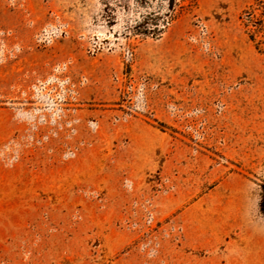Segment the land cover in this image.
Wrapping results in <instances>:
<instances>
[{"label": "rangeland", "instance_id": "rangeland-1", "mask_svg": "<svg viewBox=\"0 0 264 264\" xmlns=\"http://www.w3.org/2000/svg\"><path fill=\"white\" fill-rule=\"evenodd\" d=\"M251 2L0 0V79L9 93L0 109L33 129L70 127L63 118L75 110L159 121L251 181L255 220L264 223V57L239 21ZM0 158H14L10 146Z\"/></svg>", "mask_w": 264, "mask_h": 264}, {"label": "crops", "instance_id": "crops-1", "mask_svg": "<svg viewBox=\"0 0 264 264\" xmlns=\"http://www.w3.org/2000/svg\"><path fill=\"white\" fill-rule=\"evenodd\" d=\"M63 121L33 129L0 109V149L14 154L0 158V264H264L243 175L142 115Z\"/></svg>", "mask_w": 264, "mask_h": 264}, {"label": "trees", "instance_id": "trees-1", "mask_svg": "<svg viewBox=\"0 0 264 264\" xmlns=\"http://www.w3.org/2000/svg\"><path fill=\"white\" fill-rule=\"evenodd\" d=\"M175 6L178 8H196L197 0H177ZM239 21L257 54L264 57V0H252L241 11ZM152 125L161 131L167 128L163 123L156 120L152 121Z\"/></svg>", "mask_w": 264, "mask_h": 264}]
</instances>
